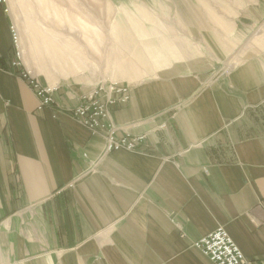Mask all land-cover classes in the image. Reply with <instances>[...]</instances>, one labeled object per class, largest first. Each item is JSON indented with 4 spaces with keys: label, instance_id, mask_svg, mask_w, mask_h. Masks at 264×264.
Returning a JSON list of instances; mask_svg holds the SVG:
<instances>
[{
    "label": "crops",
    "instance_id": "obj_1",
    "mask_svg": "<svg viewBox=\"0 0 264 264\" xmlns=\"http://www.w3.org/2000/svg\"><path fill=\"white\" fill-rule=\"evenodd\" d=\"M151 3L174 6L182 34L114 59L149 76L111 115L139 150L107 154L103 134L38 110L0 6V264H212L194 242L219 226L264 259V0ZM92 86H58L57 102Z\"/></svg>",
    "mask_w": 264,
    "mask_h": 264
},
{
    "label": "rangeland",
    "instance_id": "obj_2",
    "mask_svg": "<svg viewBox=\"0 0 264 264\" xmlns=\"http://www.w3.org/2000/svg\"><path fill=\"white\" fill-rule=\"evenodd\" d=\"M162 4L163 7L152 6L151 0H7L6 4L0 5L11 14L14 22L11 26L19 31L22 67L25 65L24 68L33 73L44 87L54 89V102L40 108L41 98L35 89L17 74L38 97V110L51 108L73 116L72 110L80 104L81 97L76 107L65 109L55 95L58 86L68 83L92 84L90 90L101 84L126 87L128 100L111 106L110 116L113 108L127 104L131 98V84L149 74L136 63L132 68L121 70L117 67L119 60L127 59L128 64H133L138 58L134 47L146 51L145 47L160 39L162 34H182V23L171 20L176 8ZM47 44L54 49L48 48ZM12 47L14 58L10 62L11 69L15 68L13 61L17 58L13 38ZM54 52L70 54L73 57L70 62L81 61L82 64L66 67ZM142 57L146 62H154L148 55ZM116 58L119 60L115 61ZM235 61L237 56L229 59L225 68L228 69ZM128 136L140 139L134 149H121L139 150L144 136ZM107 153L104 148L103 154Z\"/></svg>",
    "mask_w": 264,
    "mask_h": 264
},
{
    "label": "built area",
    "instance_id": "obj_3",
    "mask_svg": "<svg viewBox=\"0 0 264 264\" xmlns=\"http://www.w3.org/2000/svg\"><path fill=\"white\" fill-rule=\"evenodd\" d=\"M7 0H0V5L6 4ZM7 10V9H6ZM13 45L15 47L16 60L13 61L14 71L33 87L37 96L41 98V105L54 102L53 88L44 87L29 70L22 67V52L19 31L11 26ZM128 100L127 88L118 85H97L81 96L80 104L72 110L82 125L88 127L93 133H102L106 138L105 152L121 148L134 149L140 138L130 136H117L119 126L111 120L110 107L119 102ZM194 246L202 250L212 264H264V259L254 261L245 256L238 244L222 226L213 232L194 242Z\"/></svg>",
    "mask_w": 264,
    "mask_h": 264
},
{
    "label": "bare ground",
    "instance_id": "obj_4",
    "mask_svg": "<svg viewBox=\"0 0 264 264\" xmlns=\"http://www.w3.org/2000/svg\"><path fill=\"white\" fill-rule=\"evenodd\" d=\"M47 47H48V48H52V49H54L53 46H49L48 44H47ZM53 54H54V55H57L58 57H60V58H61V61L63 60V64H65L66 67H67V66H71V65H73V67H74V66H76V65L79 64V63L82 64L81 61H80V62H75V61L70 62V61L73 59V57L70 56V54H65V53H63V52H54ZM69 56H70V57H69ZM52 62H53V61H52Z\"/></svg>",
    "mask_w": 264,
    "mask_h": 264
}]
</instances>
